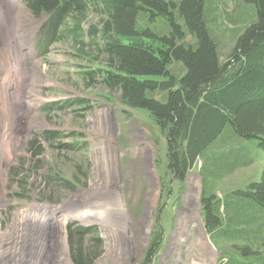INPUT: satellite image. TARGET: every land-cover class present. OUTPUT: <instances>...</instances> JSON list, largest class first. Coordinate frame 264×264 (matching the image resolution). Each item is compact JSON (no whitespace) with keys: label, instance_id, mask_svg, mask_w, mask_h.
Returning <instances> with one entry per match:
<instances>
[{"label":"rangeland","instance_id":"374dc122","mask_svg":"<svg viewBox=\"0 0 264 264\" xmlns=\"http://www.w3.org/2000/svg\"><path fill=\"white\" fill-rule=\"evenodd\" d=\"M211 1L224 59L255 9L239 0ZM241 11L246 16L236 20ZM49 16L34 14L26 0H0V264H74L73 241L94 254L93 264H185L193 255L204 264H234L245 240L218 241L201 205L203 158L219 142L185 180L172 179L165 138L146 111L124 104L120 89L103 82L107 56L88 45L89 37L77 45L71 38L51 42L42 52ZM93 16L86 25L97 22ZM173 69L184 71L181 63ZM232 143L238 161L212 185L219 197L259 180L263 167L250 141ZM49 173L58 180L49 184ZM75 225L92 231L71 237ZM201 239L213 247L210 258L197 245Z\"/></svg>","mask_w":264,"mask_h":264},{"label":"trees","instance_id":"16d2710c","mask_svg":"<svg viewBox=\"0 0 264 264\" xmlns=\"http://www.w3.org/2000/svg\"><path fill=\"white\" fill-rule=\"evenodd\" d=\"M239 1L252 4L255 15L241 25L224 59L211 28L216 11L211 0H26V5L36 15H50L41 31L42 52L69 38L83 44L86 35L89 46L106 54L105 69H98L103 82L120 89L124 104L151 117L166 140L172 179L185 180L198 157L219 142V150L203 158L205 225L218 241L245 240L234 264H244V256L263 264L257 248L264 250V0ZM93 15L97 22L86 25ZM176 63L184 68L181 74L174 72ZM231 135L232 141H250L263 167L259 180L219 197L212 185L238 161ZM45 178L49 184L58 180L55 173ZM69 184L73 189L76 181ZM91 231L69 227L71 237L81 240ZM159 238L155 235L154 246ZM71 245L74 264H93L94 254L82 242Z\"/></svg>","mask_w":264,"mask_h":264},{"label":"bare ground","instance_id":"6f19581e","mask_svg":"<svg viewBox=\"0 0 264 264\" xmlns=\"http://www.w3.org/2000/svg\"><path fill=\"white\" fill-rule=\"evenodd\" d=\"M197 245H199L200 247L205 249V254L203 255V257H209V255H211L213 253V247L210 246V243H209L208 240H205V239H201L200 241L198 240V244ZM198 259H199L198 257L193 255L192 256V260L191 261H189V260L187 261L186 260L187 262H185V264H204L201 260L198 261ZM212 260H213V258H212Z\"/></svg>","mask_w":264,"mask_h":264},{"label":"flooded vegetation","instance_id":"af4514ba","mask_svg":"<svg viewBox=\"0 0 264 264\" xmlns=\"http://www.w3.org/2000/svg\"><path fill=\"white\" fill-rule=\"evenodd\" d=\"M7 252H8V250H7ZM2 255V254H1Z\"/></svg>","mask_w":264,"mask_h":264}]
</instances>
